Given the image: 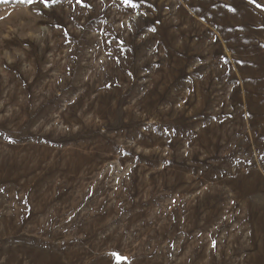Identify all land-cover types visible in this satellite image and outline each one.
<instances>
[{
	"label": "rangeland",
	"instance_id": "1",
	"mask_svg": "<svg viewBox=\"0 0 264 264\" xmlns=\"http://www.w3.org/2000/svg\"><path fill=\"white\" fill-rule=\"evenodd\" d=\"M0 264H264V0L0 2Z\"/></svg>",
	"mask_w": 264,
	"mask_h": 264
},
{
	"label": "snow or ice",
	"instance_id": "2",
	"mask_svg": "<svg viewBox=\"0 0 264 264\" xmlns=\"http://www.w3.org/2000/svg\"><path fill=\"white\" fill-rule=\"evenodd\" d=\"M0 2H7V0H0ZM25 2L33 3L34 0H25ZM40 2H42L45 6H47L49 3V0H40ZM58 2H59V0H51V3H53V4H56ZM130 2H131V0H124V3H126V4H128ZM253 2H255V0H253ZM111 255L115 256L117 260H126L127 259L126 257L119 256L118 254H115V253H113Z\"/></svg>",
	"mask_w": 264,
	"mask_h": 264
}]
</instances>
